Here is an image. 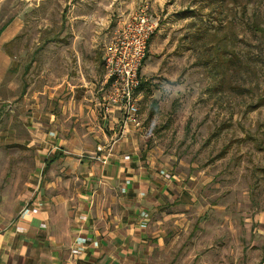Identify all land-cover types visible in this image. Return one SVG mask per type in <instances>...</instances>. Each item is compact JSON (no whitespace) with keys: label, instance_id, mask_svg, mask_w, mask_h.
Here are the masks:
<instances>
[{"label":"rangeland","instance_id":"obj_1","mask_svg":"<svg viewBox=\"0 0 264 264\" xmlns=\"http://www.w3.org/2000/svg\"><path fill=\"white\" fill-rule=\"evenodd\" d=\"M144 6L160 21L141 64L136 134L153 150L156 172L186 188L183 203L168 201L162 212L171 215L151 226L166 241L172 234L175 251H156L152 264H264V104L252 108L264 57L257 61L258 40L231 0H0V24L14 19L20 28L4 44L19 69L4 84L0 128L11 108L32 94L41 103L45 90L73 77L78 58L100 99L106 52ZM248 18L264 25V0L246 4ZM224 29L235 35L234 52L246 54L243 68L215 62ZM106 192L110 211H119L116 184Z\"/></svg>","mask_w":264,"mask_h":264},{"label":"crops","instance_id":"obj_2","mask_svg":"<svg viewBox=\"0 0 264 264\" xmlns=\"http://www.w3.org/2000/svg\"><path fill=\"white\" fill-rule=\"evenodd\" d=\"M19 29L14 19L0 24V111L5 81L19 69L4 44ZM83 69L78 58L73 77L45 90L41 103L32 94L23 107H10L0 128V264H152L156 251L175 252L172 234L166 241L151 226L171 215L162 212L168 201L183 203L186 188L156 172L141 134L115 142L104 164L89 158L112 132ZM113 183L119 211L112 213L106 190ZM75 236L97 245L72 255Z\"/></svg>","mask_w":264,"mask_h":264},{"label":"built area","instance_id":"obj_3","mask_svg":"<svg viewBox=\"0 0 264 264\" xmlns=\"http://www.w3.org/2000/svg\"><path fill=\"white\" fill-rule=\"evenodd\" d=\"M159 21V18L151 16L147 6H144L124 24L118 38L106 52L104 83L107 90L100 96L99 102L102 114L112 132V138L106 144H97L94 154L89 157L93 161L106 163L115 142L142 129L139 107L140 69L149 40L159 28ZM122 157L129 160L131 155L126 153ZM163 175L171 178L167 173ZM85 243L97 245L96 240H90L86 236H75L70 253L78 254Z\"/></svg>","mask_w":264,"mask_h":264},{"label":"trees","instance_id":"obj_4","mask_svg":"<svg viewBox=\"0 0 264 264\" xmlns=\"http://www.w3.org/2000/svg\"><path fill=\"white\" fill-rule=\"evenodd\" d=\"M251 0H231L232 4H235L237 6L240 7V19H241V23L246 27L247 31H249V33L255 37L258 40V56H257V61L260 62V58L264 57V25L262 23H259V21L256 18H253L252 20L248 18V20L246 19V4L249 3ZM227 29H229V31L234 28V25L232 23H229L227 27H225ZM216 30V29H215ZM225 30V34L220 37L219 40H217L218 42H221V44L218 46V48H216V54L215 57L216 59V63L222 67H227L229 65H231L232 63H241L242 68L246 65L245 63L247 62L246 60V54L242 53L243 56H238L233 49V45L235 43L234 37L235 35H231L230 33L227 32L226 29ZM208 35L212 36L213 39L215 40V36H216V32H210L209 30L207 31ZM153 36V34H152ZM151 36V38H152ZM150 38V39H151ZM150 42V40H149ZM219 54V57H218ZM146 58V56L144 57V59ZM143 59V61H144ZM244 59V60H243ZM212 61V60H210ZM214 62V63H215ZM142 82L140 83V88H142ZM262 84V87H261ZM253 88V89H252ZM252 92L255 94L256 96V101L255 104L252 105V108H257L260 105L264 104V70H262L261 74L258 76L256 84L254 87H252ZM54 160V157L51 158L48 163H50L51 161ZM262 251L264 254V226H263V244H262Z\"/></svg>","mask_w":264,"mask_h":264}]
</instances>
